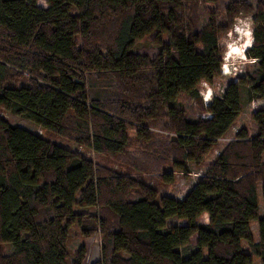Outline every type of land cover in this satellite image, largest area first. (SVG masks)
I'll use <instances>...</instances> for the list:
<instances>
[{
    "label": "trees",
    "instance_id": "1",
    "mask_svg": "<svg viewBox=\"0 0 264 264\" xmlns=\"http://www.w3.org/2000/svg\"><path fill=\"white\" fill-rule=\"evenodd\" d=\"M36 1L0 0V109L100 159L0 115V264H264V106L226 136L264 98V0ZM242 17V73L204 103Z\"/></svg>",
    "mask_w": 264,
    "mask_h": 264
},
{
    "label": "rangeland",
    "instance_id": "2",
    "mask_svg": "<svg viewBox=\"0 0 264 264\" xmlns=\"http://www.w3.org/2000/svg\"><path fill=\"white\" fill-rule=\"evenodd\" d=\"M36 3L43 7L47 6L45 0H37ZM251 30H252L251 19L249 17H242L237 19L233 30L228 31L227 34L222 36L221 43L224 46V52L220 65V74L216 76L213 79L212 83L210 84L206 82L200 83V95L202 96L204 103L210 101L212 95L214 94V91L216 90L221 91L228 81L232 80L236 75L242 73L243 65L247 59L245 57V54L243 55L238 50H241L244 43H248L249 41L252 40ZM137 42L140 43L142 41L138 40ZM227 52H229L228 55ZM243 53H244V49H243ZM222 69L226 70V72H223ZM256 106H264V98L254 99L251 103H244L243 109L235 121V125L226 135L227 137L232 136L234 131L240 126L247 128L250 126L252 122L251 112L255 109ZM0 115L7 118L11 123L17 124L19 126L27 128L30 131L36 132L48 138L49 140L53 141L54 143L79 151L85 157L97 159V160L100 159V154L96 153L89 147L80 146L73 141H68L67 139L61 137L60 135L47 132L44 129L40 128L31 120L19 114H15L10 111L0 109ZM217 151L218 148H215L214 151L209 152L205 157L204 163L199 168L191 166L190 172H188L187 174L186 173L183 174L182 172H177L174 175L173 180L171 182L160 183V188L162 192L171 195H179L181 193H184L194 183L197 174L205 169L207 162L211 158H213V156L217 153ZM257 191H258L257 193L258 201L261 206L260 214H263L262 197H261V193H260L261 190L259 185ZM194 241H195V235L191 236L189 240V245L193 244ZM82 246L85 251V256H84L85 262H89L97 258L98 256L97 237L94 236L90 238L83 237L75 226H71L69 238L67 240V248L73 259L76 258V251ZM6 250H7V246H6Z\"/></svg>",
    "mask_w": 264,
    "mask_h": 264
},
{
    "label": "bare ground",
    "instance_id": "3",
    "mask_svg": "<svg viewBox=\"0 0 264 264\" xmlns=\"http://www.w3.org/2000/svg\"><path fill=\"white\" fill-rule=\"evenodd\" d=\"M250 45V43L248 42V43H244L243 44V46H242V48H241V50H238L240 53H242L243 55H244V53H243V49H245L247 46H249ZM229 54V52H227V55ZM222 71L223 72H226V70H224V69H222Z\"/></svg>",
    "mask_w": 264,
    "mask_h": 264
},
{
    "label": "built area",
    "instance_id": "4",
    "mask_svg": "<svg viewBox=\"0 0 264 264\" xmlns=\"http://www.w3.org/2000/svg\"><path fill=\"white\" fill-rule=\"evenodd\" d=\"M183 193L179 194L178 196L181 197Z\"/></svg>",
    "mask_w": 264,
    "mask_h": 264
},
{
    "label": "clouds",
    "instance_id": "5",
    "mask_svg": "<svg viewBox=\"0 0 264 264\" xmlns=\"http://www.w3.org/2000/svg\"><path fill=\"white\" fill-rule=\"evenodd\" d=\"M251 41H249V43H250Z\"/></svg>",
    "mask_w": 264,
    "mask_h": 264
}]
</instances>
